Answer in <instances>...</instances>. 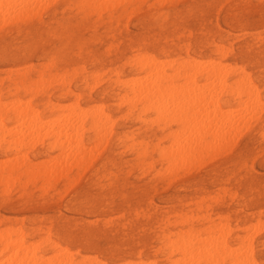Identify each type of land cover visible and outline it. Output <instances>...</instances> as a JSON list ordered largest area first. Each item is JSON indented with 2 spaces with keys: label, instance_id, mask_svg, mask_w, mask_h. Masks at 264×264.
Masks as SVG:
<instances>
[{
  "label": "rangeland",
  "instance_id": "374dc122",
  "mask_svg": "<svg viewBox=\"0 0 264 264\" xmlns=\"http://www.w3.org/2000/svg\"><path fill=\"white\" fill-rule=\"evenodd\" d=\"M0 1H5L3 3H6V7H9V9L12 8V11H14V6H16V9H22L24 7L22 5L28 4L26 3L28 0H23L25 2L16 5L14 4L18 2L14 3L12 1V3L11 0H8L10 1L8 6L7 0ZM18 1L20 2V0ZM35 1L37 0L29 2L28 6H26L27 9H24H26V12L28 13L30 10H28V8L32 9L33 5V11H35L36 13L34 14L32 12L31 14V10L29 13L30 15L27 14L25 18L23 16L25 11L23 12L22 10L23 14L22 16H20L22 13L21 11H19L20 9H17L19 12H21L20 14L18 13L19 15L17 13L15 15V11L12 12L11 10L9 11V9H7L8 15L9 12H11L13 15L12 18H10L11 15L10 17L6 18L5 16H7V11L3 12V10L1 9L5 6L1 5L0 7V11L3 12H0L2 13L0 14V21H3L0 22V100L3 102H5V100L6 102H8L11 101V99L13 100L16 98L21 99L22 102H26V100H29L31 108L33 107L32 109L36 108V110H38L37 114L39 115V119H45L43 120L44 122L47 121L46 119L50 121L47 125L44 126L49 127L50 133L51 129L55 133L57 132L55 130V128H57L56 124L55 126L53 125L57 122H54L49 118L54 119L55 116L58 117L60 116V114V117L62 118V113L67 114L68 116L69 112H71L70 115L72 116L73 114L75 115L77 111L79 113V110H81L80 112L84 110L82 113L85 114L86 111L87 114L83 116H86V119L84 120L82 125V127L84 126V128L82 129L81 127L79 131V135L81 137L75 142H79L82 147L84 145V152H86L88 146H92L89 144H95L97 142V139L101 138V142L98 141V144L96 143L97 146L95 145L99 148L100 152L98 151L99 153H97V151H95L98 150V148L96 147L95 150H93V147H89L94 151V153H96L93 155L91 151V155L89 153L90 151H87L85 153L86 155L84 154L82 155V157L80 155L81 159L75 161V164L72 162V160L71 162L68 161L69 166L74 164L70 168L68 165H66L67 162H65L64 166V160L62 162L61 159L64 156L63 154H61L59 143L57 142L58 140L61 141L62 138H64L65 141H62V143H68V140L70 141L71 147L72 145H74L72 144V141H74L72 139L74 137L71 139L67 138V136L65 135L66 132L68 133V129H66V127L63 126L64 129H61V131L59 130L57 132L62 138L60 137L61 139L59 138L58 140L55 139L56 141L53 140L56 134L54 135L53 132L49 134L48 130L46 131L48 132V134H43L44 137L38 135V137H40V139L42 140L37 142V140L39 139L37 137V133L39 131H41L39 133H42V131L47 127L45 129L43 128V130L41 128V130H39L37 133L34 131L36 135L33 136L36 140L32 141L28 139V136L30 137L32 136L31 134H34L32 132V129L26 130L24 135L27 138L23 137L25 138L23 139V143L25 144V146H23V144L17 151L18 153H20L21 151L22 155L16 153L17 155H27L26 157L28 158L30 164H33L34 166L36 164L40 165V162L41 164L43 162L46 163L44 160H49L51 157L55 156L56 159L58 157L57 164L60 163V165L64 167L58 165L60 171L56 168V164L54 167H50L49 162H51V160H56L53 157L49 160V162L47 161L46 163L48 164L49 168H51V170H48L49 173H51L50 175L52 176L53 174L52 177L48 174L50 180L47 177V172H45V169L40 170L41 172H43V175L42 173H39V170H37L39 174H37V171L35 173L34 170L30 174L27 173L17 175V178L15 177L13 179L14 182L12 180H4L3 183L0 184V229L15 227V229H19L20 231L22 230L21 232L25 240L34 243L43 241L49 234L51 245L45 247L42 250L43 255L45 257L46 255L47 257L52 256L54 254L52 247L58 243L57 245L68 249L71 256H74L72 258L75 260V262H78V264H120L123 262H127L126 264H131L130 262H132V264H135L136 262V264H140L141 261H143V263L145 262V264L148 263L147 261H150V264H190V262H192L190 261L192 260L190 256H187L188 258L182 256L183 259L186 258V260L181 261L182 253L180 252L173 253L171 257L167 256V251L162 246V235L168 230H181L185 231V235H182V238L184 240L188 238V236H190V234L186 235V233L188 234L190 229H194V231L201 230V232L198 233H200L202 238L207 235L204 237L206 238L210 235H215V233L217 234L219 232L217 231V227L219 228L222 224V226H227L226 228L230 229V233L228 235L226 234L227 236L225 237L223 236V234L221 236V239L219 236V239L227 241L229 249H231L230 247L234 246L236 251L235 249L233 251H235V253H237V255L240 257L238 253H240L246 246L244 250H247L243 251L246 253L249 249L250 253H247L246 255L244 253L243 255L242 251L240 253L244 256L241 257V259L244 258L242 261H245L246 256V261L249 259V264H252L250 263L251 260H255L253 264H264V0H118V2L116 0H107V4L106 1L103 0V2H100L101 4L98 2L99 5L94 6L83 5L80 0H54L50 4L46 2L49 0H41L38 2L42 3L43 1H45L44 3L40 4L42 5V9L38 5L39 3H36ZM114 1L117 2L116 6ZM161 1L163 2L161 3ZM45 3L47 4L43 8ZM103 3L106 4L105 8H103ZM12 4L14 6H12ZM36 4L40 7V9H34L37 6ZM108 4H110L109 6L111 8H109ZM10 5L12 7H10ZM214 8L215 10H213ZM38 9L42 11H40L39 13ZM3 18L9 20L7 21ZM206 48H208L209 50ZM145 55L147 56V58ZM230 55L232 58L229 57ZM153 56L155 57V64L166 65L167 67H163L168 72L173 74L176 73V75L178 74V76L174 74V79L170 81L166 80L163 83V86L166 84L169 86L172 83V86L174 85V90L177 91L178 88L182 89L185 86L186 81L183 82V85L179 86H177V83L179 82L180 84L181 81L187 80L189 78V75L192 79L195 78L194 81H197L195 82V85L196 83L200 84L201 82L203 83L207 81V83H203V89L204 86H209L208 84H211V82H214L216 79L219 80L220 78V80H222L223 74L225 73L226 69H228L226 71L227 73H225V77L223 76L224 81L222 80V82L219 83L220 85H222V88H220L222 89V91L219 89L220 85H218V82L220 80H216V84L212 83L213 88L215 87V91H212V85L209 86V88H212H210L209 91L207 90L208 87L207 89H205L204 87L202 91H207L206 93H209H204V96L208 97V99L202 98L204 101H208L209 95H211L212 92L220 90L219 95L218 92L216 95L213 94L217 98L215 97V99L213 96L211 99L214 98L215 100H217L215 102H217V105L219 107L217 108V106H214L215 109H219L221 107L219 111H222L224 109L226 113L230 111V107L231 109H233L234 107L237 108V105L240 106V104L241 106H244L242 102H244L245 99L243 100V98L246 97L247 99L248 97H251L249 93L245 92L249 90V85L247 86V83L254 84L253 87H255V90L257 89L256 92H258L259 94L257 93L258 96L256 92H253L254 94H252V90L254 88L251 84L249 86L252 88H250V94L254 96V99L258 98L256 100H260L261 103L258 101L259 103L257 104V106L259 108H257L256 104V107L254 106L253 108H251L253 106L252 104H254L256 100H253L252 98V103L251 99L248 98L251 101L252 106L250 104V106L246 105L248 103H246L247 100L245 101L244 107L246 108L247 106V109L248 107L252 109H248V116L250 118L246 116L247 112L245 111L247 109H242L243 107L240 106L242 111L245 110L244 112L246 115L243 116L245 119L243 124L245 123L244 125L246 126V129L243 124L238 123V119L241 118V116L244 114L240 110V107L237 108L240 111L239 112L237 110V112H239L237 114H241V116H239L238 118L236 115L238 121L234 119L233 122H237V124H239L240 126H244L240 127L238 125L237 131H239L240 128L241 132L243 130L244 131L242 133L239 131L240 134L236 131H234L236 132L234 133L232 132L233 129H230V124L235 125L236 123H225L226 126H228V124L230 125L228 126L229 130L232 131L229 134L232 136L233 134L231 133H234V136L232 137L228 136L229 134L227 135L228 130H225L226 126L224 125V123L222 124L221 121L220 123L224 126L220 128L221 124H218L219 120H215V118L217 117L215 114V116H212L214 117V119L212 118L213 122L214 120L216 121V123L218 122V130L224 129L222 131V134L221 131L217 132V130H215V128L212 126L213 122H210L212 121V119H208L209 115L211 117V113L209 114L207 109L208 107H214L213 105L212 107L211 105L205 107L203 106L206 103V105H209V103H212L213 100L211 102L206 101L205 103H203V106L201 105V108H207L205 111H199V109H202L200 107H197L199 113L197 112L198 114H196L194 105L190 104L191 97L190 99L189 97L184 98L186 94L187 96H189L188 94H190V92L192 93L193 91L197 90L196 87L198 85L194 88V81H191V83L187 82L188 85H186L189 89V84L191 85L193 82V88L196 90L191 91V88L188 91L185 88L184 91L182 89V91L185 92V95H181L184 96H180V94H178V92L180 93V90L178 92H175V94H178L179 96L177 97L176 95L177 98L182 97L183 99H186V101L187 98L190 100V105H188L189 108L188 106L185 107L188 101L181 102L183 100H181V98L179 99L181 100L180 102L178 100L179 104L184 103L183 105L185 109L182 110L184 111L183 113H181L178 109L177 105L179 104L176 101L174 102H176L177 105H174V107L177 106V109L179 111L176 110V107H173L176 111V114L174 113L175 115L171 114L173 116H168V114H165V117L168 116L169 119H164V115L161 118L159 116V113V115L155 117V115L157 114V107L155 106L154 108H149V110L148 108H145L143 110V105L140 104L134 109H129V107L126 104L122 103L120 99L123 94L128 93L130 95V93L127 91V89H125L122 82L120 83V81H124L127 78L138 75L142 76V74L144 73L140 71V61L143 62L144 58L146 61H150ZM138 58L141 59L139 60ZM163 58L168 60L171 65L166 62V60H163ZM156 60H160L161 63H159L160 61L157 62ZM207 61L208 63L210 61L212 65L215 63V66H225V69L221 68L224 71L220 70V73L223 72L222 76L220 73L218 74V72L216 74L219 75V78H217L218 76L216 74H210L208 75V77L204 74H196L195 72H192L193 70H196V68L194 69V66L197 64V62L199 63V65L200 62H202L201 64L206 66ZM193 62H195V64ZM210 63L209 66H212ZM228 65L229 67L233 66L232 69L231 67L227 68ZM240 67H242L243 69ZM174 70L177 71L174 72ZM186 71L187 73L188 71L192 73L189 72V75L186 74V76H181L182 72ZM94 72L98 75L94 74ZM193 73H195V75H193ZM58 74L61 77H59ZM244 74L246 76L248 74L247 78ZM214 75H216V79ZM241 75H244V78L247 80H244ZM54 76L57 79L53 78ZM37 77L39 79L45 78V80L42 79L34 81ZM96 77L99 82H97ZM248 77L250 78L249 82L250 80H252L250 83L247 82ZM211 78H214V80H210ZM239 78H242L245 81V87H247V89L245 87H242L245 84L243 80L242 82L241 80L239 81ZM225 81L228 82V84L224 83ZM40 82L44 85L42 84L43 86H41V84H39ZM94 82H96L98 85L96 83L94 84ZM174 82L177 85H175ZM237 82L238 84L242 83L243 85H238ZM47 84H50L48 85V88ZM90 84L92 86H90ZM215 85H217L218 89ZM224 85L225 88H223ZM234 85H236L237 87H232ZM172 86L168 88L167 86H164L163 88L171 93L170 88L172 92H174ZM175 86H177V89ZM230 87L232 88V90ZM240 87H242L243 90ZM28 88H30V90H28ZM36 89L38 90L36 91ZM164 89L161 90H163L162 92L165 95H163L162 92V95H159H161V98L163 97L162 99L166 102H162V99H157L159 100V103L160 101L162 102L160 103L162 105L163 103L168 104L166 106L164 104V106L167 108L169 106V111L167 108L163 107L166 109L164 113H169L171 111L174 112L171 107V103L173 101L171 100V102L169 99L171 95L168 97V95H166L168 91L166 92ZM199 89L200 90L198 93H202L201 88ZM234 89H240L241 92L239 90L238 93V91L236 90V94H238L237 96H235L236 94L234 92ZM244 92L247 94H245ZM195 94L197 93L195 92ZM192 95L194 96V94ZM198 95L199 94L195 95V97H197ZM246 95H248V97ZM166 96L168 98H166ZM199 96L201 97V95ZM25 98L27 99L23 100ZM164 98H166L167 100ZM172 98L173 100H175L174 96ZM197 98H194L195 102H198L199 100L202 101V99H198L197 101ZM240 100L243 101L240 102ZM195 102L193 104H195ZM63 103L66 107H62ZM68 104H73V106L71 105V107H74V112L70 110L71 107ZM160 104H157L159 105L158 107H160ZM200 104L202 103H198L199 106ZM76 105H78V108ZM96 106L100 107L103 114L104 111L105 113L107 112L106 115H108L109 119L105 121L103 120L105 123H108L107 125L103 122L98 121L97 125L95 124L97 128L94 129L93 127L96 126L93 125L94 122L91 119L92 117H94V114L92 115L91 113H93L94 110H97V112L98 110H100ZM179 106L181 108L182 105L180 104ZM192 106L195 109L192 110V113L194 111L193 115L197 116L198 118L200 115V120L196 121V119L193 120L194 118L191 119L192 122L195 121L194 123H192L194 124L193 126L195 127L197 125L196 123L198 122V126H200V122L203 125H206V120H209L211 125H209V122L207 123L208 132L206 131V129H203L201 131H203V133H209L210 126V129H212V127L214 128L211 131L215 130L214 133L212 132L213 136L215 135V137H213L210 133H204L205 135H203L201 132H199L200 134H202L203 138L197 139H200L203 144L204 142H207V140H210L211 136L212 138L220 141V134L222 136L221 139L223 138L221 141L225 140L223 135L225 136V138L228 136V139L234 138L236 139V141H234V139H231L230 142H227V138L220 144L216 141L213 144L217 143V145L215 146H218V148L216 149L215 146L212 145L213 150L210 149L211 146H207L209 149L206 148V143L204 150V145H198V143L201 144V142L196 143L197 141H192L194 144L196 143V145H198L200 148L203 147L201 148L203 152H201L202 150H200V148L196 149V147H194L192 149L194 144L190 140L193 135L189 133L190 135L188 137L190 139H186V143L188 144V146L184 144V151L186 149L185 155L188 156V160H190V162L188 160L186 161H188L189 163L185 161L187 156H184V152L182 149L180 152L176 153L174 160L172 161L176 162H171L172 164H170L167 159L162 158L159 149L162 147L165 148L166 146L168 148L172 147V144H174L172 142L177 141L178 139H182L179 142H185L186 132H183L184 135L182 133V137H184L180 138V134L182 132H180V130L185 129V131H188L189 127L185 126V123L191 122L190 120H187L190 119L191 116L193 117V115L190 114V108ZM260 107L262 108V110ZM254 108H256L255 111H253ZM186 109L188 112L185 111ZM257 109L262 112L260 113V111ZM208 110L210 111L211 109ZM214 111L215 110L213 109V111L211 112L215 113ZM219 111L216 110V114ZM223 111L220 113H223ZM231 111L230 113H233V111L234 113H236V109ZM204 112H206V114H209H207L208 118H204ZM250 112L254 114L250 115ZM255 112H259V115ZM185 114L188 117H185ZM187 114H190V116ZM77 115L78 114H76V116ZM201 115L203 116L202 118L206 119L204 120L205 123L201 121ZM217 115H219V113ZM253 115L256 117H253ZM76 116L72 117L76 118ZM95 116H97V113H95ZM176 116H178L180 120H182L181 118L184 116L185 118H187V120L178 122L179 118H177ZM232 116L235 115L232 114ZM148 117L150 118L148 119ZM110 119L111 121H109ZM151 119L152 121H150ZM246 120H248L247 122L250 121L248 125H246ZM51 121L53 122V124H51ZM112 121L114 122L112 123ZM38 122L40 121H37V123ZM61 122L64 123V121ZM216 123L215 125H213L216 126ZM5 124V129L6 127L9 128L10 125L14 129H16V124L18 123L6 121ZM98 124H104V128H106L108 125L112 127L110 128L108 126V129L106 128L107 130H105L101 127L98 128ZM58 125H60V127L62 126L61 124ZM183 125L185 127L181 128L183 127ZM190 125L191 124L189 123L188 126ZM207 125L205 126V128L207 127ZM193 126L190 128L191 131L193 130ZM235 126H233V128L236 130ZM90 127H92L93 129ZM200 127H197V129H200ZM13 128H11L12 130L9 133H5L6 130L3 128V131L0 129L2 134V137L0 138L6 137L7 140H10L12 137L9 136V134L14 131ZM177 128L178 131H176ZM103 129L105 131H103ZM109 129L110 131L112 129V131H108ZM62 130L65 132H63ZM194 130L192 131V134H196V132L199 131L195 130L196 132H194ZM174 131L177 132V134ZM224 131L226 135L223 134ZM2 132L5 134H3ZM59 132H62L63 136H65L63 137ZM99 132H105V134H107V138H105L106 135L104 134L103 136L102 133H100L101 137L98 136ZM26 133H28L29 135L27 136ZM69 134H71V132H69ZM168 135L169 137H167ZM176 135L180 137L174 140L173 136L176 137ZM217 135L219 139H217ZM195 136H197V134ZM32 137L30 138L33 139L34 137ZM194 139H196V137ZM215 139H211V141L208 142H211L212 144V140L215 141ZM138 140L139 142H136ZM188 140L191 143H188ZM169 142H171V144ZM101 143H103L104 146ZM223 143H226L225 147ZM231 143H233V145ZM27 144L30 146H28ZM228 144L229 146H227ZM169 145L172 146L169 147ZM189 145H191V148L189 147ZM207 145H209V143H207ZM186 146L191 150L189 151ZM8 147L9 145H7V143H4V145H2V147L0 148V159L2 158L1 160L10 161L14 160V158L16 157H14V154L9 151ZM28 148L29 150H27ZM187 150L189 151V153H191L192 150H195L193 156L197 154V150H200L198 154H202L200 155V158L197 156L193 158V156L189 154ZM67 152L68 151L66 150V152L64 153ZM180 153L181 157L183 156L184 159L180 157ZM178 154L179 157H177ZM11 155L14 157L13 159L11 158ZM87 155H91L90 157L93 156V159L91 160V158H89V156L87 157ZM21 156H18V158L16 157V159L21 160ZM179 158H181V162H179ZM197 158H199V160ZM193 159H195L194 162ZM44 165H40V167ZM48 166L46 165V168H48ZM65 167L68 171L65 170ZM173 167H175V170ZM201 167L204 171H201ZM62 168L65 170V173L63 175L61 174L63 173L61 172L63 171ZM165 169H168V171L166 172ZM58 171L60 174L58 173ZM31 175H34V177ZM58 175L59 177H56ZM28 177H30L29 181ZM208 177L209 179H207ZM25 180L26 182H24ZM23 182L26 184H24ZM2 187L5 189H2ZM7 187L10 188L8 191H6V189H8ZM2 190H5L6 192H2ZM201 214H203V216ZM223 222H225L226 224ZM242 225L244 226V228ZM214 226H216V229H214ZM260 226L263 227H261L260 229ZM255 228H257L258 230H255ZM48 229L50 230L48 231ZM198 233L196 232V234ZM208 233L210 235H208ZM218 235H215L213 237H218ZM241 238H243V240ZM246 242H248V244L251 242V244H249L250 246H247ZM238 247L241 251L238 250ZM144 250L147 251V253H145ZM260 254L263 255L261 256ZM179 255L181 259L176 257ZM221 255L223 254L220 253V256ZM220 256L217 258L221 259ZM224 256L225 254L223 255V257ZM238 256V259L236 257H227L222 260L223 262L219 260L221 263L218 262V260L215 261L216 264H227L228 262H233V260L235 262L236 260L235 264H239L240 262L237 261L239 260ZM175 257L176 259L174 261ZM82 258L84 259L82 260ZM98 258L100 259V261ZM189 258L190 260H188ZM3 259L7 260L6 257L0 256V262H2L0 264L7 263L6 260ZM134 260L137 261L135 262ZM196 262L205 264V262H201L200 259L196 260ZM192 264H195V261H193Z\"/></svg>",
  "mask_w": 264,
  "mask_h": 264
},
{
  "label": "bare ground",
  "instance_id": "6f19581e",
  "mask_svg": "<svg viewBox=\"0 0 264 264\" xmlns=\"http://www.w3.org/2000/svg\"><path fill=\"white\" fill-rule=\"evenodd\" d=\"M18 2V3H15L14 5H16V4H20V3H23V2H25V1H23V0H20V2L17 0V1H14V0H11V2ZM22 1V2H21ZM29 1V0H28ZM26 2V3H28L29 4V2H31V1H33V0H31V1H29V2ZM38 1H41V0H37V1H35L36 3L38 2ZM46 1V0H45ZM45 1H43L42 3H44ZM50 1V2H49ZM49 1H46L47 3H51V2H53L54 0H49ZM106 1V4H107V2L109 1H107V0H105ZM117 2H118V0H116ZM116 1H114V3H115V6H116ZM120 1H122V0H120ZM128 1V0H127ZM3 2H5V1H0V7H1V5H3V6H5L6 7V3L4 4ZM7 2H8V6H9V2L10 1H8L7 0ZM12 2V3H13ZM35 2H34V4H35ZM80 2L83 4V5H92V6H94V5H99L98 4V2L100 3V2H103V0L102 1H100V0H80ZM163 1H161V3H162ZM180 2H182V1H180ZM39 3V2H38ZM42 3H39L38 5L41 7L42 5H40V4H42ZM47 3H45L44 4V6H43V8L45 7V5L47 4ZM105 3V2H104ZM103 3V4H104ZM28 4L27 5H22V6H24L22 9H20V8H17L19 11H21L22 12V10H23V12L25 11V15L23 14V12L21 13V12H19L17 9H16V6H14L13 4H12V6H14L13 7V10L15 11V15H16V13L18 14H20L21 13V15L20 16H22V14H23V16H24V18H25V16L27 15V14H29L30 13V11H31V14H32V12L35 14L36 12L35 11H33V5L32 4H30V5H32V9L31 8H28V10H29V12L27 13L26 12V6H28ZM48 4V5H49ZM101 4V3H100ZM106 4H104V7L103 8H105V5ZM181 4V3H180ZM37 5V4H36ZM35 5V6H36ZM34 6L35 8V10H37V8H39L40 9V7L39 6ZM110 4H108V6H109ZM11 5H10V7H12ZM107 6V7H108ZM228 6V5H227ZM5 7H3V8H5ZM18 7V6H17ZM20 7V6H19ZM29 7H31V6H29ZM226 7V6H225ZM3 8H1L2 10H3V12H5V11H7V16H5L6 18H8V17H10V15H11V17L10 18H12V13L11 12H9V15H8V10L7 9H9V7H6L5 9H3ZM24 8H26V9H24ZM109 8H111L110 6H109ZM241 8V7H240ZM38 9V11H39V13H40V11H42V10H39ZM41 9H42V7H41ZM12 11V8L11 9H9V11ZM17 10V11H16ZM101 10V9H100ZM213 10H215V8L213 9ZM223 10V9H222ZM14 11H12V12H14ZM0 12H2V11H0ZM2 12V13H3ZM256 12H259V11H256ZM2 13H0V14H2ZM100 13V12H99ZM216 13V12H215ZM236 13V12H235ZM18 14V15H19ZM213 14H214V11H213ZM222 14V13H221ZM257 14H259V13H257ZM14 15V16H15ZM30 15V14H29ZM99 15V14H98ZM48 16V15H47ZM214 16V15H213ZM220 16H222V15H220ZM257 16V15H256ZM258 16H260V15H258ZM16 17V16H15ZM33 17V16H32ZM134 17V16H133ZM6 18H3V19H6ZM17 18V17H16ZM19 18H21V17H19ZM23 18V17H22ZM2 19V20H3ZM127 19H128V16H127ZM134 19H136V18H134ZM215 19V18H214ZM0 20H1V17H0ZM7 20V19H6ZM5 20V21H6ZM9 20V19H8ZM7 20V21H8ZM17 20V19H16ZM223 20V19H222ZM0 22H3V21H0ZM3 24H5V23H3ZM239 24V23H238ZM133 26V25H132ZM226 26V25H225ZM134 27V26H133ZM250 28V27H249ZM217 37V36H216ZM215 37V38H216ZM247 38H249V37H247ZM235 44V43H234ZM219 45H222V44H219ZM245 46V45H244ZM236 47V46H235ZM206 49H208V48H206ZM237 49V48H236ZM239 49V48H238ZM209 50V49H208ZM211 50V49H210ZM220 51V50H219ZM227 51H228V48H227ZM128 52H129V50H128ZM239 52V51H238ZM222 53V52H221ZM152 54V53H151ZM226 54V53H225ZM141 56V55H140ZM143 56V55H142ZM146 56V55H145ZM240 56V55H239ZM230 58H232L231 57V55L229 56ZM132 58H134V57H132ZM141 58H143V57H141ZM141 58H138L139 60L141 59ZM146 58H147V56H146ZM155 57L153 56V58L151 59V57H150V61H146L145 60V58H144V60L146 61H144L143 59V62H141L140 61V63H139V68H140V71L141 72H143L144 74H142V76H140V75H138V76H134V77H130V78H127V79H125L124 81H120V83L122 82V84H123V86L125 87V89H127V91L130 93V95L128 94V93H125V94H123L122 95V97H121V101H122V103H124V104H126L128 107H129V109H134V108H136L138 105H143L142 107H143V110L146 108H148V110H149V108H154V106L155 107H157L156 108V110H157V114L155 115V117L156 116H158L159 114V116L162 118V116L164 117V119H167L168 118V116L170 115V116H173V115H171V114H174L176 111L174 110V108L176 107V110H180V112L181 113H183L184 111H182V110H184L185 109V107H187L188 105H190V104H192V105H194V107H195V109H194V107L192 106L189 110L191 111V115H193V113H194V111H193V113H192V110H195L196 111V114H198L199 113V111H205L206 109L205 108H201V105L203 106L204 104L203 103H205L207 100H203L202 98H207L208 99V97H205L204 95L205 94H209V93H206L207 91H204V92H202L203 91V89H204V87H205V89H207V87H208V91L210 90V88L212 87L213 88V85H212V83L214 84H216V80H218V79H216V73L218 72V74L221 72L220 70H222L224 67H219V65L217 66H215L214 64V66L210 63V61H209V63L212 65V66H209V63H208V61H207V64L206 63H203V64H206V66L205 65H202L201 63L203 62H200V65H199V61L197 62V64L194 66V65H192V64H190V65H192V66H194V69L196 68V70L194 71H192V72H195L196 74L198 73V74H204V75H210V74H216V75H214V77H215V81L214 82H211L210 80H214V78H211L209 81L211 82V84L209 83L208 85L209 86H211L210 88H209V86H204L203 87V89H202V86H203V83H207V81L206 82H201L200 84H197L196 83V85H195V82H197V81H194V79H192L191 77H190V75L188 74L190 71H188V73H187V71L186 72H182V75L181 76H186V74L187 75H189L187 78L190 80H183V81H181L180 82V84H179V82L177 83V84H175V82H174V84L175 85H177V86H179V85H183V82H185L187 85H188V83L187 82H190L191 83V81H194V88L196 87L197 88V90L196 89H194L193 88V82H192V86L189 84V89L187 88V85L185 84V86L182 88L183 90L186 88L188 91L191 89V91H193V90H196V91H193L192 93L190 92V94H188L189 96H187V94L185 95V90L184 91H182V89H179L178 88V91L180 90V93L177 91V90H174V85L172 86V83H171V85H167L166 83V85H164V86H167V88L168 87H170V86H172V89H173V91L174 92H172V90H171V88H170V92L171 93H173V94H171V93H169V91L168 90H166V89H164L163 87V83L166 81V80H172V79H174V77H175V75H176V73H170V72H168L163 66H166V65H157V64H155L156 62H155V59H154ZM240 58V57H239ZM37 59V58H36ZM148 59H149V57H148ZM158 59V58H157ZM172 59V58H171ZM196 59V58H195ZM161 60V59H160ZM159 60V61H160ZM163 60H166V59H164L163 58ZM174 60V59H173ZM186 60V59H185ZM210 60V59H209ZM213 60V59H212ZM157 61V60H156ZM159 61H157V62H159ZM184 61V60H183ZM187 61V60H186ZM240 61V60H239ZM166 62H168L169 63V61L168 60H166ZM171 62V61H170ZM174 62V61H173ZM213 62H215V61H213ZM212 62V63H213ZM217 62V61H216ZM32 63V62H31ZM159 63H161V61L159 62ZM172 63V62H171ZM181 63V62H180ZM180 63H179V65H180ZM191 63V62H190ZM194 64H195V62H193ZM167 64V63H166ZM170 64V63H169ZM168 64V65H169ZM221 64V63H220ZM224 64V63H223ZM171 65V64H170ZM187 65V64H186ZM222 65V64H221ZM225 65V64H224ZM240 65V64H239ZM22 66V65H21ZM51 66V65H50ZM182 66V65H181ZM180 66V67H181ZM237 66V65H236ZM250 66H251V64H250ZM18 67V66H17ZM167 67V66H166ZM170 67V66H169ZM231 67V66H230ZM229 67V65L227 66V68H230ZM233 67V66H232ZM232 67H231V69H232ZM12 68V67H11ZM10 68V69H11ZM45 68H46V66H45ZM222 68V69H221ZM240 68H242V67H240ZM128 69V68H127ZM225 69V68H224ZM243 69V68H242ZM9 70V69H8ZM65 70V69H64ZM178 70V69H177ZM177 70H174V72L175 71H177ZM228 69H226V71H227ZM230 70V69H229ZM238 70H240V69H238ZM25 71V70H24ZM76 71V70H75ZM104 71V70H103ZM222 71H224V70H222ZM225 71V73H227ZM244 71V70H243ZM5 72H7V71H5ZM16 72H17V70H16ZM22 72V71H21ZM97 72V71H96ZM192 72H190V73H192ZM230 72V71H229ZM248 72V71H247ZM184 73H185V75H184ZM195 73H193V75H195ZM223 73V72H222ZM222 73H220L221 74V76H222ZM223 74V76L225 77V75L226 74ZM6 74V73H5ZM61 74V73H60ZM67 74V73H66ZM66 74H64V75H66ZM69 74V73H68ZM76 74V73H75ZM94 74H97V73H95L94 72ZM93 74V75H94ZM63 75V74H62ZM92 75V76H93ZM98 75V74H97ZM245 75V74H244ZM244 75L242 76V78H244ZM8 76V75H7ZM41 76V75H40ZM58 76H59V74H58ZM73 76H75V75H73ZM176 76H178V74L176 75ZM218 77L217 78H219V75H217ZM220 76V77H221ZM223 76H222V80L224 81V78H223ZM247 76H248V74H247ZM247 76L245 75V77L247 78ZM9 77V76H8ZM59 77H61V76H59ZM193 77V76H192ZM204 77V76H203ZM209 77V76H208ZM38 78V77H37ZM35 79L34 81H36V80H45V78H38V79ZM50 78V77H49ZM48 78V79H49ZM52 78V77H51ZM53 78H55V79H57L55 76L53 77ZM71 78H72V76H71ZM70 78V79H71ZM126 78V77H125ZM240 79L239 78V81L241 80V82H242V80L243 79ZM95 79V78H94ZM96 79H97V77H96ZM95 79V80H96ZM249 77H248V81L247 82H249ZM205 80H207V79H205ZM219 80H220V78H219ZM218 80V81H219ZM222 80H220L219 82H218V85H220L219 83L220 82H222ZM237 80V79H236ZM235 80V81H236ZM244 80H247V79H245L244 78ZM243 80V81H244ZM57 81V80H56ZM63 81H64V79H63ZM94 81V80H93ZM208 81V82H209ZM234 81V80H233ZM238 81V80H237ZM238 81V82H239ZM252 80H250V82H251ZM259 81V80H258ZM49 82V81H48ZM59 82V81H58ZM97 82H99L98 81V79H97ZM238 82H237V84H238ZM246 82V83H247ZM249 82V83H250ZM53 83H55V82H53ZM68 83V82H67ZM70 83V82H69ZM96 82H94V84H95ZM169 83V84H170ZM224 83H227L228 84V82H224ZM39 84H41V82L39 83ZM43 84V83H42ZM41 84V86H43ZM51 84V83H50ZM50 84H47V88L49 87L48 85H50ZM97 84V83H96ZM222 84V83H221ZM244 84H245V81H244ZM251 84V83H250ZM250 84H248L247 83V86L249 85L250 86ZM98 85V84H97ZM226 85V84H225ZM225 85L223 86V88H225ZM238 85H243L242 83H240V84H238ZM252 85V87H253V85L254 84H251ZM29 86V85H28ZM40 86V85H39ZM38 86V87H39ZM40 86V87H41ZM73 86V85H72ZM84 86V85H83ZM90 86H92L91 84H90ZM90 86H89V88H90ZM163 86V87H162ZM177 86H175L176 87V89H177ZM191 86V87H190ZM216 86V88H217V85H215ZM231 86V85H230ZM246 86V84L245 85H243L242 87H245ZM248 86V91H245V92H247V93H249V95L251 96L250 98L248 97V95H246L249 99H251V101H252V98L254 97V96H252V94H254L253 92H256V90H255V87H253L254 89L253 90H255V91H253L252 90V94H250V92H251V90H250V88L251 87H249ZM35 87H36V85H35ZM39 87V88H40ZM232 87H237L236 85H234V86H232ZM242 87H240V88H242ZM34 88V87H33ZM38 88V89H39ZM180 88H181V86H180ZM199 88H201V92L203 93V95H202V93H198L199 92ZM211 88V89H212ZM215 88V87H214ZM214 88L212 89V91L214 90ZM220 88H222V85H220L219 86V89ZM231 88V87H230ZM239 88V87H238ZM246 89H247V87H245ZM35 89V88H34ZM38 89H36V91L38 90ZM161 89H164L165 91V93H166V95H168V97H169V99H170V101L172 102H170L169 100V102L171 103V107H172V109H173V111L174 112H169V113H164L165 111H166V109L165 108H167V107H165L166 105H168L167 103H163V105L162 104H160V103H162L163 101H165V100H163L162 98H161V95H162V91L163 90H161ZM218 89V88H217ZM216 89V90H217ZM246 89H244V90H246ZM252 89V88H251ZM28 90H30V88H28ZM186 90V91H187ZM221 91H222V89H220ZM220 90H217L216 92H212V94H211V92H210V94L211 95H209V102H211L212 100L215 102V101H217V100H215L217 97L215 96L216 94H217V92H218V95L220 94ZM224 90V89H223ZM231 90H232V88H231ZM237 90V89H236ZM236 90L234 89V92H235V94H236ZM239 90L240 89H238L237 91H238V93H239ZM242 90H243V88H242ZM126 91V92H127ZM178 92V94H180V96H184V98L185 97H189V99H190V97H191V101L187 98V101H186V99H183L182 97H180L181 98V100H179L180 98H177V97H179L178 96V94H175V92ZM187 91V92H188ZM215 91V90H214ZM40 92H41V90H40ZM70 92V91H69ZM74 92V91H73ZM93 92H95V91H93ZM162 92V93H161ZM182 92V93H181ZM195 92L197 93V94H199V95H201V97L198 95L197 97H195V95H197V94H195ZM240 92H241V90H240ZM244 92V93H245ZM169 93V94H168ZM189 93V92H188ZM205 93V94H204ZM237 93V94H238ZM247 93H245V94H247ZM258 92H256V94H257ZM94 94V93H93ZM122 94V93H121ZM159 94H161V95H159ZM175 94V95H174ZM181 94H184V95H181ZM192 94H194V96L192 95ZM213 94H215V95H213ZM230 94H231V91H230ZM234 94V95H235ZM237 94L235 95V96H237ZM255 94V95H256ZM259 94V93H258ZM258 94H257V96H258ZM78 95V94H77ZM163 95H165L164 93H163ZM176 95H177V97H176ZM217 95V96H218ZM31 96V95H30ZM79 96V95H78ZM77 96V97H78ZM159 96H160V98H159ZM175 97L174 99L175 100H173V98L172 97ZM192 96H193V98H192ZM206 96H208V95H206ZM211 96V97H210ZM214 96V98L213 99H211L212 97ZM240 96V95H239ZM256 96V97H257ZM80 97V96H79ZM101 97V96H100ZM167 96H166V98H168ZM219 97V96H218ZM29 98H31V97H29ZM28 98V99H29ZM161 100L162 99V102L160 101V103H159V100ZM166 98H164V99H166ZM194 98H197V101H198V99H202V101H204V102H202V101H198V102H195V100H194ZM233 98V97H232ZM246 99V97L245 98H243V100L245 99V101H246V103H248V104H246V105H251V101L249 100V99ZM27 98H25V99H23V100H26ZM112 99V98H111ZM177 99V100H176ZM193 99V100H192ZM256 99H258V98H253V100H256ZM113 100V99H112ZM167 100V99H166ZM178 100H179V102L181 101V102H187L186 104V106L184 107V103L182 104V103H180L182 106H181V108H183V109H181L180 108V104H179V102H178ZM243 100H240V102H242ZM74 101V100H73ZM78 101V100H77ZM158 101V102H157ZM174 101H176L179 105H177V103L176 102H174ZM189 101H190V104H189ZM192 101H194L195 102V104L196 105H198V103H202V104H200V106L198 105V106H196L195 104H193L194 102H192ZM207 101V102H208ZM212 101V103H209V105H204L203 107H205V106H210L211 105V107H212V105H213V107L214 106H217V108L219 107L218 105H217V102H213ZM245 101L244 102H242L243 103V105L245 106ZM248 101H250V102H248ZM261 103V101L260 100H256V102L254 103V104H252L251 106V108H253L254 106H255V104H256V106H257V104L259 103V102ZM76 102V101H75ZM120 102V101H119ZM166 102V101H165ZM192 102V103H191ZM58 103V102H57ZM115 103V102H114ZM174 103H176V104H174ZM252 103H253V101H252ZM77 104V103H76ZM98 104V103H97ZM157 104H160V107H158L159 105H157ZM164 104H165V106H164ZM172 104H173V106H172ZM214 104H216V105H214ZM262 104H263V101H262ZM69 105V104H68ZM71 105L73 106V104H70L69 106L71 107ZM95 105V104H94ZM174 105H177L178 106V109H177V106H175L174 107ZM249 105V106H250ZM77 106V108H78V105H76ZM76 106H75V108H76ZM99 106V105H98ZM102 106V105H101ZM240 106H241V104H240ZM239 105H237V108H239L240 107ZM244 106H241V107H243L242 109H247V106H246V108L244 107ZM255 106V107H256ZM260 106V105H259ZM52 107V106H51ZM58 107V106H57ZM60 107V106H59ZM62 107H66L65 105H64V103H63V106ZM90 107V106H89ZM89 107H88V109H89ZM94 107V106H93ZM97 107V106H96ZM95 107V108H96ZM103 107V106H102ZM101 107V108H102ZM163 107H165V108H163ZM170 107V108H171ZM174 107V108H173ZM200 107L202 110H200L199 109V111H198V108ZM241 107H240V110L242 111V109H241ZM262 107V106H261ZM260 107V108H261ZM33 108V107H32ZM31 108V104H30V101L29 100H26V102H22V100L21 99H11V101H8V102H6V100H5V102H3V101H1L0 100V129L3 131V129H5V126H6V124H5V122L6 121H9V122H13V123H18V124H16L17 125V128L16 129H14L11 125V127L9 126V128H7L6 127V132L5 133H9L12 129L11 128H13L14 129V131L12 132V133H10L9 134V136H11L12 138L9 140H7L6 139V137H4V138H0V148L2 147V145H4V143H7V145H9V151L10 152H12L13 154H14V157L16 156L17 158H18V156H21L22 155V153H21V151H20V153H18L17 151L19 150V148H20V146H22L24 143H23V139H25V138H23V137H26L24 134H25V132H26V130H28V129H32V132L34 133V134H31L32 136L33 135H36L35 134V132L37 133L39 130H41V128H42V130H43V128L45 129L46 127H44L45 125H47L48 124V122H50L48 119H46L47 121H43V120H45V119H39V115L37 114L38 113V110H36V108H34V109H32ZM74 108V107H73ZM72 107H71V111H73L74 109H73ZM86 108V107H85ZM84 108V109H85ZM97 108H99L100 109V107H97ZM96 108V109H97ZM188 108H189V106H188ZM187 108V109H188ZM193 108V109H192ZM221 108V107H220ZM219 108V109H220ZM237 108H233V109H231V107H230V111L231 110H235L236 109V113H234V111H233V113H230V111L228 112V113H226L225 112V110L223 111L222 109V111H223V113H220V112H222V111H219V109H215V107L214 108H210V107H208V109H211L210 111L207 109V111L209 112V114L211 113V117H210V115L208 116L207 114H206V112H204L205 113V115H203V116H205L204 118H208V119H214V117H212V116H217L216 118H215V120H219L217 123L218 124H221L220 123V121L222 122V124L224 123V125H225V123L227 122V123H232L233 121H234V119H236L237 120V117L239 118V116H241V114H237V113H239L240 111L237 109ZM250 107H248V109H249ZM250 108V109H251ZM257 108H259L258 106H257ZM263 108V107H262ZM262 108H261V110H262ZM80 109H81V107H80ZM168 111H169V106H168ZM187 109L185 110L186 112H188L187 111ZM213 109L215 110L214 112L215 113H213V112H211V111H213ZM226 109V108H225ZM248 109L245 111V110H243L242 112L244 113L242 116H241V118L244 116V115H246L245 114V112H247V115L246 116H248L249 114H248ZM255 109L256 108H254V110L253 111H255ZM78 110V109H77ZM76 110V111H77ZM86 110V109H85ZM154 110V109H153ZM178 110V111H179ZM216 110L217 111H219V112H217V114L219 113V115H217L216 114ZM227 110H229V109H227ZM237 110L239 111V112H237ZM252 110V109H251ZM257 110H259V109H257ZM36 111V112H35ZM81 110H79V113H78V111H77V113L76 114H78L77 116H76V114L74 115H72V116H76V118L74 117H72L70 114H71V112H67L68 113V116H67V114H63L62 113V115L64 116V118H63V116H62V118L60 117L61 116V114H60V116H55V117H57V118H55L54 117V119L52 118H49L50 120H52V121H54V122H57V123H54L53 124V122L51 123V124H53L54 126H55V124H56V126H57V128H59L60 127V125H58V124H61L62 126L59 128V129H57V128H55V130L58 132L59 130L61 131V129H64V127H66V129H68V133L66 132L65 133V135L67 136V138H73L72 140H74V141H72L73 143L72 144H74V145H72V147H71V145H70V141H68L67 139V142L68 143H62V141H65V139L64 138H62L61 136H59V134L56 132H54V131H52V129H51V133L53 132L54 133V135L56 134V135H58V136H56L55 135V137H57V138H55L54 137V139L53 140H55V139H59L60 137L62 138V140L61 141H57L58 143H59V149H60V152H61V154H63V156L64 157H62L61 159H62V162H63V160H64V166H65V162H67V164L66 165H68L69 166V163H68V161H70L71 162V160H72V162L74 163L75 161H77V160H79V159H81V157H82V155H84L87 151H90L89 153L91 154V151H92V154L94 155L95 153H94V151L93 150H95V147L97 146L96 145V143L98 142V141H100L101 142V136H100V133H102L103 134V136H104V134H105V132L103 133V132H99V135L98 136H100L99 138L100 139H97V142L95 143V144H89V145H92V146H88V148H87V150H86V152H84V145H83V147H82V145H80V143L78 142V143H76L75 141L77 140V139H79L81 136L79 135L80 134V129H81V127H82V125H83V122H84V120L86 119L85 117H83L85 114H87L86 113V111H85V114L84 113H82V112H80ZM95 111V110H94ZM93 111V113H91L94 117H92L91 119H92V121L94 122V124L93 125H97V123H98V121L99 122H103L104 124H108V123H105L104 121L105 120H108L109 119V117H108V115H106V113H105V111H104V114H103V112H102V110L100 109V110H98V112L99 113H101V114H99L98 112H97V110L94 112ZM142 111V110H141ZM141 111H140V113H141ZM245 111V112H244ZM252 111V112H253ZM260 111V110H259ZM66 112H64V113H66ZM74 112V111H73ZM72 112V113H73ZM180 112H179V115H180ZM198 112V113H197ZM232 112V111H231ZM252 112H250V115H252V114H254V113H252ZM262 111H260V113H261ZM89 113V112H88ZM95 113H97V116H95ZM159 113V114H158ZM204 113H202V114H204ZM212 113H213V115H212ZM225 113V114H224ZM256 113V112H255ZM83 114V115H82ZM165 114H168V116H166L165 117ZM176 114V113H175ZM174 114V115H175ZM190 114H187V115H189L190 116ZM200 114H201V112H200ZM215 114V115H214ZM232 114L233 115H235V116H232ZM256 114H258L259 115V112L258 113H256ZM255 114V115H256ZM32 117H31V116ZM71 117H70V116ZM82 115V116H81ZM91 115V116H92ZM178 115V116H179ZM236 115H237V117H236ZM258 115H257V117H258ZM67 116V117H66ZM178 116H176L177 118H179ZM202 115H201V121H203V123H205V121L204 120H206V119H204V118H202L203 117ZM208 116V117H207ZM219 116V117H218ZM53 117V116H52ZM118 117V116H117ZM181 117V116H180ZM184 117V116H183ZM181 118L182 120H180V118H179V120H178V122L179 121H183V120H187V118H185V117H188V116H186V114H185V117L184 118ZM253 117H256V116H254L253 115ZM252 117V118H253ZM60 118H61V120H60ZM111 118V117H110ZM116 118V117H115ZM114 118V119H115ZM121 118V117H120ZM150 117H148V119H149ZM151 118H153V117H151ZM159 118V117H158ZM158 118H157V120H158ZM171 118H174V117H171ZM192 118H194L193 120H195L196 119V121L197 120H200V115H199V118L197 117V116H194L193 115V117L191 116L190 117V119H188L187 121H191V122H189L192 126L194 125V124H192V123H194V122H192ZM198 118V119H197ZM218 118V119H217ZM241 118H239L237 121H238V123H240V124H243V122H244V117L241 119ZM248 118H250L249 116H248ZM30 119V120H29ZM56 119H59V120H56ZM155 119V118H154ZM163 119V120H164ZM169 119V118H168ZM213 119H212V121H210L211 123L213 122ZM246 119H247V117H246ZM104 120V121H103ZM144 120V119H143ZM162 120V121H163ZM171 120V119H170ZM169 120V121H170ZM173 120V119H172ZM214 120V122L212 123V126L215 128V130H217V132L219 131H221V134H222V131L224 130V129H220V128H222L224 125H220V130H218L217 128L219 127H217V123H216V121ZM242 120V121H241ZM248 120H251V119H248ZM248 120H246V122L248 121ZM37 121H40V122H38L37 123ZM43 121V122H42ZM61 121H64V123L63 122H61ZM109 121H111V119L109 120ZM115 121V120H114ZM114 121H112V123L114 122ZM150 121H152V119L150 120ZM186 121V122H187ZM127 122H129V121H127ZM139 122V121H138ZM154 122V121H153ZM185 122V121H184ZM209 122V120H206V125H207V123ZM209 122V125H211V123ZM242 122V123H241ZM250 122V121H249ZM249 122H247L246 123V125H248L249 124ZM63 123V124H62ZM111 123V122H110ZM109 123V124H110ZM171 123V122H170ZM188 123V122H187ZM187 123H185V126H187V127H189V129L192 127L191 125V127L190 126H188L189 125V123L187 124ZM199 123V122H198ZM198 123H196L195 125L197 126V127H203V128H201L200 127V129H197V127L195 128L194 126H193V130H194V128H195V130H199L198 132H196L195 130H194V132H196V134H197V136H195L196 134L195 133H193L192 134V131H191V129L189 130L188 129V131L186 130L185 131V129H181V128H184L185 126L183 125V127H181L180 129V132H181V134H180V132H179V134L181 135V137L180 136H177L176 135V137H174L175 136V134H174V136H173V138H174V140H176L178 137H180V138H183L182 137V133L183 132H186V136H185V142L184 141H182V142H179L180 140H182V139H178L177 141H174V142H172V143H174V144H172V145H169V147L170 146H172V147H170V148H168L167 146L165 147V148H160L159 149V151H160V154H161V156H162V158H164V159H167L168 160V162L170 163V164H172V163H174V162H176V161H174V162H172L173 160H174V157H175V155H176V153H178V152H180L182 149H183V154H184V156L186 157L187 155H185L186 153H185V151H186V149H185V151H184V147H185V145L184 144H186L187 146H188V144L186 143V139L188 138V139H190L188 136L191 134V135H193V136H195L196 137V139L197 138H203V136H202V134L203 135H205L207 132H208V125H207V127L205 128V126L206 125H203L201 122H200V126H198ZM215 123H216V126H214L215 125ZM237 124V122H233V124ZM104 124H102V125H100V124H98V128L99 127H101V128H104ZM203 126H202V125ZM214 124V125H213ZM235 124V125H236ZM245 124V123H244ZM243 124V125H244ZM15 125V126H16ZM40 125V126H39ZM53 125H50V126H53ZM95 125V126H96ZM111 125V124H110ZM110 125H108L109 127H110ZM231 125V126H230ZM228 124V126H230V129H233V131L232 130H229V127L228 126H226L225 128V130H228L227 131V135L232 131V132H234V131H236V132H238L239 134H240V129H239V131H237V126L239 125V124H237L236 126L235 125H232V124ZM243 125H241V126H243ZM14 126V127H15ZM64 126V127H63ZM108 126L106 127L107 129H108ZM233 126H235V128H236V130L233 128ZM240 126V125H239ZM240 126V127H241ZM245 126V125H244ZM243 126V127H244ZM3 129H2V128ZM112 127V126H111ZM110 127V128H111ZM117 127V126H116ZM211 127V126H210ZM210 127H209V133L213 136V133H214V131H211L212 129H214L213 127H212V129H210ZM232 127V128H231ZM242 127V128H243ZM248 127V126H247ZM84 128V126L82 127V129ZM90 128H92V127H90ZM89 128V129H90ZM94 129L95 128H97V126L96 127H93ZM92 128V129H93ZM106 128H104L105 130H107ZM239 128V127H238ZM7 129H9V130H7ZM54 129V128H53ZM66 129H65V131H66ZM103 129V131H105ZM203 129H206V131L207 132H204L203 133V131H201V130H203ZM245 129H246V126H245ZM49 130V127H47L45 130H43L42 131V133H39V132H41V131H39L38 133H37V137H38V135L39 136H43L44 137V135H46L45 133H47L48 134V132H49V134H51L50 133V130ZM70 130V131H69ZM97 130H100V129H97ZM184 130V131H183ZM35 131V132H34ZM45 131V132H44ZM46 131H48V132H46ZM63 131V130H62ZM65 131H63V132H65ZM82 131V130H81ZM108 131H110V129L108 130ZM108 131H106V132H108ZM111 131H112V129H111ZM110 131V132H111ZM176 131H178V128H177V130ZM244 131V130H243ZM242 131V132H243ZM31 132V131H30ZM44 132V133H43ZM69 132H71V134H69ZM83 132V131H82ZM175 132V131H174ZM199 132H201L202 134H200ZM213 132V133H212ZM216 132V133H217ZM236 132H234V133H236ZM241 132V133H242ZM3 133V132H2ZM5 133H3V134H5ZM60 133V132H59ZM176 134H177V132H175ZM190 133V134H189ZM209 133H207V134H209ZM215 133V134H216ZM234 133H231V134H233L232 136H234ZM27 134V136L29 135L28 133H26ZM40 134H42V135H40ZM44 134V135H43ZM62 136H63V133L61 132L60 133ZM101 134V135H102ZM110 134V133H109ZM178 134V135H179ZM188 134V135H187ZM195 134V135H194ZM200 134V135H199ZM218 134V133H217ZM221 134L219 135V137H220V141H218V140H216L215 138H212V136L210 137L211 139H215V141L214 140H212L213 142H212V144H211V142H208V141H211V139L210 140H207V142H204V140H203V142H204V144L201 142V140L199 141L198 139L196 140V139H194L195 137H191V142L193 141V142H195V141H197L196 143H198V142H201V144H199L198 143V145H204V148L203 147H201V148H203L204 150H205V143H206V148H208L207 146H211L210 147V149L211 150H213L212 149V147L213 146H215V145H217V143L219 142V144L221 143V142H224L225 140H226V138L228 139V136H231L230 134L225 138V136L223 135V137H224V141H221L222 139H221ZM223 134H225V131H224V133ZM2 134H1V131H0V137H2L1 136ZM53 135V134H52ZM64 135V136H65ZM106 135V137L105 138H107V134H105ZM173 135V134H172ZM183 135H184V133H183ZM199 135V136H198ZM226 135V134H225ZM32 136H30V137H32ZM63 136V137H64ZM68 136H70V137H68ZM97 136V135H96ZM102 136V137H103ZM109 136V135H108ZM202 136V137H201ZM210 136V135H209ZM231 136V137H232ZM29 136H28V139H30V141H32V140H36L35 139V137L33 138V139H31ZM86 137V136H85ZM167 137H169V135L167 136ZM213 137H215V135L213 136ZM216 137H218V135L216 136ZM219 137L217 138V139H219ZM238 137H239V135H238ZM247 137H248V135H247ZM27 138V137H26ZM39 139L37 140V142L38 141H40V140H42V139H40V137H38ZM60 138V139H61ZM119 138V137H118ZM164 138V137H163ZM165 138H166V136H165ZM194 140H193V139ZM246 138V137H245ZM232 138H229L228 139V141L227 142H230V140H231ZM234 139V138H233ZM232 139V140H233ZM70 140V139H69ZM107 140V139H106ZM105 140V141H106ZM160 140V139H159ZM184 140V139H183ZM29 141V140H28ZM48 141H49V139H48ZM56 141V140H55ZM189 140H188V143H191ZM217 141V143L216 144H213V143H215ZM234 141H236V139H234ZM234 141H231V142H234ZM250 141V140H249ZM34 142V141H33ZM99 142V143H100ZM136 142H139V140L138 141H136ZM159 142V141H158ZM171 142H169L170 144H171ZM192 142V143H193ZM30 143H32V142H30ZM50 143H51V141H50ZM53 143V142H52ZM61 143V144H60ZM168 143V144H169ZM196 143L193 145V147H192V149L194 148V147H196V149H199L200 147L198 146V145H196ZM207 143H209V145H207ZM35 144H36V141H35ZM35 144H34V146H35ZM54 144V143H53ZM53 144H51V145H53ZM98 144V143H97ZM102 145H103V143H101ZM105 144V143H104ZM226 144V143H225ZM225 144L223 143V145H224V147H225ZM232 145H233V143H231ZM28 145V144H27ZM31 145H33V144H31ZM56 145V144H55ZM96 145V146H95ZM100 145V144H99ZM146 145V144H145ZM165 145V144H164ZM192 145V144H191ZM191 145H189V147L191 148ZM196 145V146H195ZM213 145V146H212ZM222 145V146H223ZM23 146H25V144L23 145ZM28 146H30V145H28ZM104 146V145H103ZM177 146V147H176ZM187 146H186V148H187ZM198 146V147H197ZM227 146H229V144L227 145ZM91 147H93V150H91L90 148ZM102 147V146H101ZM100 147V148H101ZM145 147V146H144ZM161 147V146H160ZM175 147V148H174ZM32 148V147H31ZM83 148V149H82ZM96 148H98V147H96ZM117 148V147H116ZM171 148H174V149H171ZM190 148H187L189 151L191 150ZM200 148V150H202ZM215 148L217 149L218 148V146L216 147L215 146ZM223 148V147H222ZM66 149L68 152L67 153H64V152H66V150L64 151V150ZM88 149H90V150H88ZM132 149V148H131ZM170 149V150H169ZM195 149V150H196ZM209 149V148H208ZM220 149V148H219ZM27 150H29V148L27 149ZM26 150V151H27ZM153 150V149H152ZM187 150V151H188ZM194 150V151H195ZM200 150L198 151L197 150V154H195L194 156H193V154H194V151L192 152L191 151V153H189V151H188V153L189 154H191L192 156H193V158H195L196 156L197 157H199L200 158V155L202 154H198V152H200ZM207 150V149H206ZM95 151H97V153H99L100 151H99V148H98V150H95ZM99 151V152H98ZM222 151V150H221ZM141 152V151H140ZM201 152H203V150L201 151ZM205 152V151H204ZM214 152H215V150H214ZM226 152V151H225ZM16 153H18V154H21V155H17ZM59 153V152H58ZM82 153V154H81ZM196 153V152H195ZM213 153V152H212ZM16 154V155H15ZM64 154H66V155H64ZM91 154V155H92ZM206 154H207V152H206ZM217 154V153H216ZM25 155H26V153H25ZM60 155V154H59ZM58 155V156H59ZM80 155H81V157H80ZM86 155V154H85ZM90 155V156H91ZM97 155V154H96ZM130 155V154H129ZM143 155V154H142ZM199 155V156H198ZM12 156V155H11ZM10 156V157H11ZM27 156V155H26ZM26 156H21V160H19V159H16V157L14 158L13 156L11 157L12 159L14 158V160H1L0 161V184H2L3 183V181L4 180H7V181H10V180H12L13 181V179L17 176V175H22V174H30V173H32L34 170H35V173H36V171L37 170H39V173H42V175H43V172H41L40 170H42V169H45V172H47V177H48V174L50 175L51 173H49V171L48 170H51V168H49V166L50 167H54L55 166V164L57 165L56 166V168L57 169H59V171H60V168H58V165H60V161L58 162L59 164H57V161H58V157H57V159H56V157L55 156H53L54 157V159H56V160H51V162H49V160L50 159H52L53 157H51L49 160H44L46 163H47V161L49 162V166H48V164H46V163H44V164H46L47 166H48V168H46V165H44L43 163L41 164V162H40V165H44L45 166V168H44V166H42V167H40V165H38V164H36L35 166L33 165V164H30V162H29V160H28V158L26 157ZM62 156V155H61ZM60 156V157H61ZM89 155H87V157H88ZM89 156V158H91V160L93 159V156L92 157H90ZM206 156V155H205ZM263 156V155H262ZM25 157V158H24ZM80 157V158H79ZM177 157H179V154H178V156ZM180 157H181V153H180ZM190 157V156H189ZM182 159H184L183 158V156L181 157ZM181 158H179V160L181 159ZM199 158H197L198 160H199ZM203 158V157H202ZM205 158V157H204ZM262 158V157H261ZM260 158V159H261ZM6 159V158H5ZM7 159H8V157H7ZM46 159V158H45ZM85 159H86V157H85ZM189 158H188V156H187V158L185 159V161L186 160H188ZM208 159H210V158H208ZM208 159H207V161H208ZM43 160V159H42ZM59 160H60V158H59ZM176 160V159H175ZM197 160V161H198ZM201 160V159H200ZM38 161V160H37ZM84 161V160H83ZM90 161V160H89ZM88 161V162H89ZM184 161V160H183ZM182 161V162H183ZM189 162H190V160H188ZM188 161H186V162H188ZM192 161V160H191ZM195 161V159H193V162ZM172 162V163H171ZM178 162V161H177ZM179 162H181V160L179 161ZM188 162V163H189ZM34 163V162H33ZM72 164V163H71ZM75 164V163H74ZM73 164V165H74ZM88 164H90V163H88ZM160 164V163H159ZM180 164V163H179ZM185 164V163H184ZM183 164V165H184ZM258 164H259V162H258ZM73 165H71V166H69L70 168L73 166ZM151 165V164H150ZM188 165V164H187ZM193 165V164H192ZM202 165V164H201ZM61 167H64V166H62V165H60ZM166 166V165H165ZM173 166H174V164H173ZM259 166V165H258ZM114 167V166H113ZM169 167V166H168ZM167 167V168H168ZM170 167H172V166H170ZM176 167V166H175ZM175 167H173L174 168V170H175ZM177 167H179V166H177ZM181 167H183V166H181ZM188 167V166H187ZM69 168V169H70ZM185 168H186V166H185ZM261 168V167H260ZM47 169V170H46ZM63 169V168H62ZM56 170V169H55ZM65 170L66 171H68L67 169H66V167H65ZM64 169H63V171H61V172H63V173H61L62 175L65 173L64 171H65ZM71 170V169H70ZM82 170H83V168H82ZM84 170H85V168H84ZM138 170V169H137ZM166 170V169H165ZM176 170H177V168H176ZM203 169H202V167H201V171H202ZM59 171H58V173H59ZM168 171V169L166 170V172ZM169 171H171V170H169ZM204 171V170H203ZM83 172V171H82ZM81 172V173H82ZM194 172V171H193ZM38 173V171H37V174H39ZM58 173H56V174H58ZM165 173V172H164ZM207 173V172H206ZM60 174V173H59ZM36 175V174H35ZM31 176H33L34 177V175H31ZM46 176V175H45ZM51 176V175H50ZM52 176H53V174H52ZM51 176V177H52ZM94 176V175H93ZM133 176V175H132ZM195 176V175H194ZM199 176V175H198ZM33 177H32V179H33ZM56 177H59V175L58 176H56ZM56 177H53V178H56ZM134 177V176H133ZM17 178V177H16ZM19 178V177H18ZM29 178L30 177H28V181H29ZM49 178V177H48ZM47 178V179H48ZM78 178V177H77ZM84 178V177H83ZM132 178V177H131ZM135 178V177H134ZM146 178V177H145ZM144 178V179H145ZM185 178V177H184ZM195 178V177H194ZM211 178V177H210ZM47 179H45V180H47ZM104 179V178H103ZM102 179V180H103ZM207 179H209V177L207 178ZM17 180V179H16ZM44 180V181H45ZM49 180H50V178H49ZM57 180V179H56ZM143 180V179H142ZM6 181V182H7ZM18 181V180H17ZM16 181V182H17ZM35 181V180H34ZM33 181V182H34ZM5 182V183H6ZM14 182V181H13ZM22 182V181H21ZM24 182H26V180L24 181ZM23 182V183H24ZM171 182V181H170ZM210 182V181H209ZM49 183V182H48ZM175 183V182H174ZM22 184V183H21ZM24 184H26V183H24ZM50 184V183H49ZM172 184V183H171ZM170 184V185H171ZM211 184V183H210ZM70 185V184H69ZM79 185V184H78ZM11 186H12V184H11ZM47 186V185H46ZM77 186V185H76ZM3 187H5V186H3ZM2 187V189H5V188H3ZM45 187V186H44ZM173 187V186H172ZM171 187V188H172ZM8 188V187H7ZM75 188V187H74ZM129 188V187H128ZM10 188H8V189H6V191H8ZM160 189V188H159ZM159 189H158V191H159ZM173 189V188H172ZM176 189V188H175ZM179 189V188H178ZM165 190V189H164ZM5 190H2V192H6ZM139 191H140V189H139ZM163 191V190H162ZM170 191V190H169ZM0 193H1V190H0ZM21 193V192H20ZM156 194V193H155ZM157 194H159V193H157ZM163 194V193H162ZM219 194V193H218ZM224 194H225V192H224ZM155 196V195H154ZM211 196V195H210ZM119 197V196H118ZM138 197V196H137ZM75 198V197H74ZM111 198V197H110ZM117 198V197H116ZM157 199V198H156ZM159 200V199H158ZM190 203V202H189ZM65 205V204H64ZM206 205V204H205ZM209 205V204H208ZM27 206V205H26ZM25 206V207H26ZM199 208H201V207H199ZM246 208V207H245ZM264 209V208H263ZM207 210V209H206ZM112 211V210H111ZM117 212V211H116ZM94 215V214H93ZM191 215V214H190ZM202 216H203V214H201ZM197 216V215H196ZM223 216V215H222ZM195 217V216H194ZM193 217V218H194ZM186 218V217H185ZM208 218V217H207ZM206 218V219H207ZM187 219V218H186ZM190 219V218H189ZM197 219V218H196ZM179 222H180V220H179ZM240 222V221H239ZM214 223V222H213ZM221 223V222H220ZM223 223H225V222H223ZM255 223V222H254ZM253 223V224H254ZM219 224V223H218ZM226 224V223H225ZM228 224V223H227ZM251 224V223H250ZM258 224H259V222H258ZM258 224H256V225H258ZM207 225V224H206ZM205 225V226H206ZM247 225H249V224H247ZM262 225V224H261ZM8 226V225H7ZM218 226H220V225H218ZM243 226V225H242ZM252 226V225H251ZM9 227V226H8ZM208 227V226H207ZM215 228L214 229H216V226H214ZM227 227V226H226ZM226 227H224V226H222V224H221V226L218 228L217 227V231H219L217 234L215 233V235H218V234H220V235H218V237H213V236H215V235H210L209 233H208V235H210L209 237H206V238H204L205 236H207V235H205L203 238L201 237V235H200V233H198V232H201V230L200 231H194V229H190V231H189V233L187 234L186 233V235H189L190 234V236H188V238H186V239H184L183 240V238H182V235L185 233V231H181V230H178V231H171V230H168V231H166L163 235H162V246H163V248H165L166 249V251H167V256L168 257H171L172 256V254L173 253H175V252H180V253H182V255H181V258H180V255L179 256H176V257H178V258H180L181 259V261L183 260H186V258L185 259H183V257H189L190 256V258L192 259V260H190V258L188 259V260H190V261H195V264H200L199 262H196V260H201V262H205V264H216V261L218 260V262H220L219 260H223V259H225V258H227V257H236L237 258V253H235V251H236V249L234 248V246H232V247H230L231 249H229V247H228V245H227V241H224V240H220L221 239V236L223 235L224 237L225 236H227L229 233H230V229H228V228H226ZM238 227V226H237ZM253 227H256V226H253ZM261 227H263V226H260L259 228L261 229ZM16 228H17V226H16ZM19 228V227H18ZM205 228V227H204ZM231 228V227H230ZM240 228H241V226H240ZM243 228H244V226H243ZM252 228V227H251ZM258 228V227H257ZM257 228H255V230H258ZM21 229V228H20ZM263 229V228H262ZM50 229H48V231H49ZM206 230V229H205ZM204 230V231H205ZM243 230V229H242ZM22 231V230H21ZM19 229H15V227L14 228H12V227H10V228H7V229H0V256L1 257H6L7 258V260L6 259H3V260H6V264H78V262H75V260L72 258V257H74V256H71V254H70V252L68 251V249L67 248H64V247H62V246H60V245H55V246H53L52 248H53V255L52 256H50V257H47V255H46V257L43 255V252H42V250L45 248V247H47V246H50L51 245V243H50V235L48 234L47 236H46V238L43 240V241H41V242H39V243H34V242H30V241H27V240H25V238H24V236L22 235V232H21ZM208 231V230H207ZM186 232H188V231H186ZM196 232L198 233V234H196ZM209 232V231H208ZM250 232H251V230H250ZM249 232V233H250ZM252 232H254V231H252ZM49 233V232H48ZM193 233V234H192ZM207 233V232H206ZM248 233V232H247ZM254 233H256V232H254ZM227 234V235H226ZM185 235V234H184ZM219 236H220V239H219ZM246 236H247V234H246ZM250 236V235H249ZM223 237V238H224ZM242 237V236H241ZM258 237V236H257ZM243 238H244V236H243ZM243 238H241L242 240H243ZM253 238V237H252ZM85 239V238H84ZM218 239H219V241H218ZM225 239V238H224ZM249 239V238H248ZM233 240V239H232ZM251 240V239H250ZM253 240V239H252ZM54 241V240H53ZM161 241V240H160ZM248 241V240H247ZM155 242V241H154ZM54 243H56V242H54ZM54 243H52V244H54ZM247 243V246H250L249 244H251V242L248 244V242H246ZM242 245V244H241ZM246 245V244H245ZM252 245H253V243H252ZM251 245V246H252ZM261 245V244H260ZM236 247H237V245H236ZM240 247H242V246H240ZM253 247V246H252ZM206 248H208V249H206ZM243 248H244V246H243ZM245 248H246V246H245ZM244 248V249H245ZM247 248H249V247H247ZM206 249V250H205ZM219 249H220V251H219ZM235 249V251H233ZM243 249V250H244ZM146 250V249H145ZM144 250V252L145 253H147V251H145ZM238 250H240V248L238 247ZM237 250V251H238ZM242 250V251H243ZM247 250V249H246ZM246 250H244V251H246ZM103 251H105V250H103ZM241 251V250H240ZM239 251V252H240ZM241 251V252H242ZM243 251V255H244V252ZM248 251H249V249H248ZM246 252L245 253V255L247 254V253H250V251L249 252ZM259 251V250H258ZM76 252V251H75ZM143 252V253H144ZM240 252V253H241ZM144 253V254H145ZM220 253H222L223 255L225 254V256L223 257V255H221L220 256ZM235 253V254H234ZM240 253H238L239 255H240V257H239V260H237V261H239L240 263H243V264H247V261H248V264H249V257L247 258L248 260L246 261V256H245V261H242L244 258H242L241 259V257H244L243 255H241ZM251 253H252V251H251ZM257 254V253H256ZM86 255V254H85ZM252 255V254H251ZM261 255V254H260ZM263 255V254H262ZM261 255V256H262ZM89 256V255H88ZM183 256V257H182ZM221 257V259H218L217 257ZM249 256V255H248ZM257 256V255H256ZM259 256V255H258ZM85 257V256H84ZM87 257V256H86ZM176 257L174 258V261H175V259H176ZM187 257V258H188ZM251 257V256H250ZM260 257V256H259ZM177 258V259H178ZM235 258V259H236ZM84 258H82V260H83ZM94 259V258H93ZM99 259V258H98ZM172 259V258H171ZM238 259V258H237ZM241 259V260H240ZM2 260V261H3ZM109 260V259H108ZM179 260V259H178ZM216 260V261H215ZM1 261V260H0ZM92 261V260H91ZM99 261H100V259H99ZM135 261V260H134ZM137 261V260H136ZM135 261V262H136ZM139 261V260H138ZM147 261V260H146ZM190 261H187V262H190ZM215 261V262H214ZM232 261V260H231ZM242 261V262H241ZM254 261L255 260H251L250 261V263H254ZM103 262V261H102ZM148 263L150 262V261H147ZM154 262V261H153ZM192 262H190V264H192ZM223 262V261H222ZM0 263H2V262H0ZM99 263V262H98ZM127 263V262H126ZM126 263H120V264H126ZM131 264H132V262H130ZM137 263V262H136ZM135 263V264H136ZM147 263V264H148ZM152 263V262H151ZM221 263V262H220ZM219 263V264H220ZM229 263V262H228ZM227 263V264H228ZM231 264L233 263V264H235L236 263V260H235V262H234V260H233V262H230ZM229 263V264H230ZM238 263V262H237ZM239 263V264H240ZM256 263V262H255ZM103 264V263H102ZM105 264V263H104ZM140 264H145V262L143 263V261H141V263ZM150 264V263H149ZM153 264V263H152ZM156 264V263H155ZM173 264H175V263H173Z\"/></svg>",
  "mask_w": 264,
  "mask_h": 264
}]
</instances>
